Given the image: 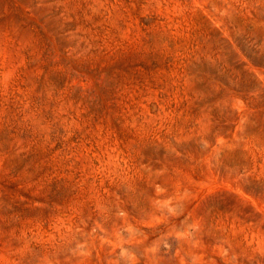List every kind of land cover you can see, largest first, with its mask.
Wrapping results in <instances>:
<instances>
[{
  "label": "rangeland",
  "instance_id": "rangeland-1",
  "mask_svg": "<svg viewBox=\"0 0 264 264\" xmlns=\"http://www.w3.org/2000/svg\"><path fill=\"white\" fill-rule=\"evenodd\" d=\"M0 264H264V0H0Z\"/></svg>",
  "mask_w": 264,
  "mask_h": 264
}]
</instances>
